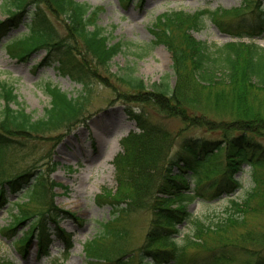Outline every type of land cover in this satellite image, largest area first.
<instances>
[{"label":"trees","instance_id":"trees-1","mask_svg":"<svg viewBox=\"0 0 264 264\" xmlns=\"http://www.w3.org/2000/svg\"><path fill=\"white\" fill-rule=\"evenodd\" d=\"M1 3L6 4L7 15L0 20V42L26 20V32L6 43L13 57L26 60L42 49L46 53L43 63L56 64L59 74L82 86L77 96H70L47 84L49 105L42 117L34 119L20 107L13 87L0 83V208L8 204L11 194L18 197L12 202L17 212L3 234L15 235L29 222L16 240V251L25 252L36 238L37 253L42 256L48 254L52 241L45 233V221L54 225L56 237L70 242V235L57 227L61 210L54 205L55 184L41 174L32 179L30 170L4 178L6 154L21 136L67 129L81 122L89 101L88 80L95 76L89 62L107 67L120 44L108 43L94 25L97 11L87 4L75 0ZM41 6L62 18L65 37L57 33ZM256 10L252 21L243 10L229 21L222 19L228 11L171 12L159 16L151 27L154 42L171 55L174 82L171 86L163 78L146 87L132 73L119 77L128 89L127 97L139 109L126 110L135 130L122 139V152L113 160L115 191L98 196L108 199L112 214L83 244L88 264H264V231L248 223L264 213V47L252 41L264 36V8L258 5ZM205 14L213 16L217 27L237 41L218 46L196 40L191 31L202 25ZM148 109L177 119L181 127L171 131L152 121ZM194 129L213 137L193 138L187 132ZM175 147L178 152L172 154ZM245 166L251 186L244 197L230 200L224 214L211 224L194 220L189 204L234 194L241 188ZM137 209L147 211L150 220L142 244L130 253L123 248L120 239L125 229L118 228L122 222L118 221ZM187 228L190 234H185ZM204 235L212 236V243L204 241Z\"/></svg>","mask_w":264,"mask_h":264},{"label":"rangeland","instance_id":"rangeland-1","mask_svg":"<svg viewBox=\"0 0 264 264\" xmlns=\"http://www.w3.org/2000/svg\"><path fill=\"white\" fill-rule=\"evenodd\" d=\"M87 4L97 11L94 25L102 30L109 44H120L119 52L112 58L107 67H96L89 62L91 75L89 82V101L86 105L82 121L70 128H59L48 133L21 136L16 139L14 149L9 150L3 164L4 178L30 170L32 179L41 174L44 179L55 184L54 205L61 211L58 213L57 227L70 235V242L64 243L54 234V225L49 221L44 228L52 240L47 255H38L39 246L36 238L27 246L25 252H18L16 240L21 238V231L29 227L27 222L15 235L6 236L3 229L11 222V215L17 212L14 202L18 197L10 195L7 203L0 208V262L4 264H88L83 251V244L94 237L99 225L109 220L112 207L108 199L99 195L113 193L117 182L115 179L114 158L122 152V139L135 130V124L129 120L126 110L138 111V104L127 97L128 89L119 81L125 73L141 79L146 87L165 78L173 85L171 55L167 49L154 42L151 27L157 18L171 12L194 14L199 11L221 10L223 20H233L242 12L248 20H253L258 10L264 8V0H75ZM57 33L65 37V23L60 17L52 15L41 6ZM240 8L235 12V9ZM31 8L26 12L29 14ZM252 10H255L252 11ZM253 12V13H252ZM7 15L6 4L0 0V20ZM215 18L205 14L202 25L191 31L192 36L209 45H223L237 41L214 23ZM26 20L17 29L8 32L0 42V83L11 85L17 96L20 107L34 119L42 117L49 105V96L45 92L47 84L53 85L77 96L82 86L62 76L56 64L44 62V50L33 52L26 60H18L10 53L6 43L26 32ZM247 41V40H243ZM253 43L264 47V36H257ZM80 46V45H78ZM125 97V99L123 98ZM2 102L0 100V106ZM13 108L16 105H12ZM149 118L164 125L171 131H177L181 124L177 119H167L154 110L148 109ZM187 133L191 137L208 138L212 134L194 129ZM264 143V141L261 139ZM177 154L178 149H172ZM248 167L243 168L240 189L230 196H222L217 201L200 202L195 199L189 206L194 220L203 224H211L224 214L230 200L240 201L250 189L251 180ZM240 178V174L237 175ZM193 186L192 184L190 185ZM207 194L206 190L202 191ZM21 200V199H20ZM13 202V203H12ZM70 214L74 216L71 217ZM264 214V213H263ZM250 218L256 229L264 231V215ZM150 215L145 210L137 209L126 218H119L118 228L125 229L121 236L123 248L127 252H135L142 244L149 226ZM251 226V224L249 223ZM191 229H185L190 234ZM16 238V239H15ZM203 240L212 243L213 237L204 235ZM70 248L67 249V247Z\"/></svg>","mask_w":264,"mask_h":264}]
</instances>
